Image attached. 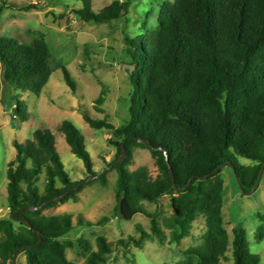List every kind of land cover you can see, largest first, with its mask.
<instances>
[{"label": "trees", "instance_id": "1", "mask_svg": "<svg viewBox=\"0 0 264 264\" xmlns=\"http://www.w3.org/2000/svg\"><path fill=\"white\" fill-rule=\"evenodd\" d=\"M80 1L82 8L74 13L84 22L108 24L128 12L120 1L98 12L93 10V0ZM157 22L153 29L145 23V34L126 39L133 69L130 120L116 127L83 113L91 128L111 132L109 142L118 149L109 165L118 175V210L124 199L151 220L150 233L138 227L139 239L130 237L119 244L140 246L145 239L164 243L167 235L157 215L142 203L158 204L168 196L174 214L165 219L164 227L171 230V244L188 237L199 217L206 221L203 243L185 252L188 259L184 264H221L230 244L233 264H261L241 225L233 228L230 240L223 217L225 183L222 170L215 171L232 163L247 192L255 187L264 165V0L166 1ZM49 56L43 34H35L25 43L0 36L2 102L22 123L31 117L28 103L13 99L11 91L40 96L54 74ZM63 74L66 84L75 90L67 68ZM102 102L103 96L97 100ZM58 130L73 154L83 160L87 178L94 179L81 186L70 179L56 148V136L46 127L36 129L25 143L15 140L16 155L7 169L8 207L11 215L19 211L16 217L26 218L33 228L15 222L11 215L0 218V264H13L16 252L25 254L27 264H75L67 256L74 243L66 239L74 229L73 216L45 215L44 211L77 201L78 194L95 182L106 186L108 173L94 169L85 139L71 121H63ZM123 147L126 158L121 162ZM135 148L150 151L159 171L156 179L147 168L130 170ZM240 158L256 165H244ZM42 176L44 192L38 186ZM259 217L264 221V216ZM256 238L264 240V225ZM79 243L86 251L90 248L88 241ZM97 245L87 264H106L111 246L104 237L98 238Z\"/></svg>", "mask_w": 264, "mask_h": 264}, {"label": "rangeland", "instance_id": "2", "mask_svg": "<svg viewBox=\"0 0 264 264\" xmlns=\"http://www.w3.org/2000/svg\"><path fill=\"white\" fill-rule=\"evenodd\" d=\"M114 1L127 5V14L108 24L81 21L74 11L82 8L80 0H0V36H7L25 43L35 34H43L50 48L49 64L54 74L40 96L30 92L11 91L13 99L27 101L31 117L21 122L13 115V109L2 102L4 87L1 81L0 64V218L11 215L8 207V164L16 155L13 142L25 143L32 133L41 127L50 129L56 136V148L65 170L73 182L87 180L83 160L75 156L58 130L60 124L71 121L82 133L85 148L91 155L94 169L107 172L108 183L102 186L95 182L86 186L77 201H69L44 211L45 215L70 214L74 229L66 238L74 243L67 251L68 259L75 264H87V258L98 250L97 240L104 237L112 252L106 256V264H184L186 251L200 246L207 231L204 217H199L192 226L191 234L179 244H171V230L164 227V221L174 214L171 198L165 196L158 204L147 201L143 207L158 217L167 239L143 240L140 246L130 243L128 247L119 244L130 237L139 239L141 230L151 232V220L141 211L126 220L118 210L116 194L118 175L111 163L118 149L109 142L112 138L107 129H93L83 118V113L96 120H106L116 127L130 120L129 105L133 92L132 68L127 54L126 39L146 33L144 24L153 29L158 24L161 5L173 0H93V10L98 12ZM30 10H23L24 7ZM67 68L75 83L72 90L64 80L63 69ZM103 96V102L97 103ZM247 166L256 162L240 158ZM131 171L147 168L151 177L159 175L155 159L148 149L135 148ZM225 183L223 192V217L225 227L233 238V228L241 225L246 233L252 252L259 255L264 264V240L256 238L257 230L264 221V173L260 184L253 191H242L234 170L222 169ZM44 179L38 182L44 192ZM18 223V222H17ZM19 226V224H17ZM88 241L86 251L79 241ZM16 264H27L24 253L17 256ZM221 264H233L230 244L226 258Z\"/></svg>", "mask_w": 264, "mask_h": 264}, {"label": "water", "instance_id": "3", "mask_svg": "<svg viewBox=\"0 0 264 264\" xmlns=\"http://www.w3.org/2000/svg\"><path fill=\"white\" fill-rule=\"evenodd\" d=\"M143 142H144L148 147L152 148L149 142H147V141H143ZM125 158H126V151H125V147H123V148H122V154H121V157H120L119 160L122 162V161H124ZM225 167H230V168H232V169L234 170V172H235V174H236V177H237V180H238V183H239V186H240L241 190L245 192L244 187L242 186V184H241V182H240L239 176H238L237 173H236V168H235V166H234L232 163H225V164H223L222 166H220V167L215 171V173L219 172L220 170H222V169L225 168ZM263 173H264V165H263V167H262V169H261V172H260V174H259V177H258L257 183H256L255 187L253 188V191H255V189H256V188L258 187V185L260 184V181H261V179H262ZM170 174H171V178H172V181H173V183H174V186L176 187V189H178V188H177V185H176V182H175V176H174L172 170H170ZM205 178H206V177H205ZM92 179H94V178H88L87 180L82 181L81 183H79L78 186H81L82 184H84V183H86V182H88L89 180H92ZM192 181H193V179H191L190 182L187 184V186L183 189L184 191L187 190V189L190 187ZM78 186L74 187L73 190H76V189L78 188ZM62 197H64V195H63V196H60V197H56V198H54L53 200H58V199H60V198H62ZM29 209H30V208H29ZM18 212H19V211L13 213V214L11 215V218H12L15 222L23 223V224L27 225L30 229H32V228H33L32 225L29 223V221H28L26 218H17V217H16V214H17ZM137 212H139V211L132 209V208L126 203V201H125L124 199H122V200L120 201V213H121V215L123 216L124 219H126V220L131 219L132 216H133V214H135V213H137ZM41 241H42V239H40V241H39L36 245H34V246L39 245V244L41 243ZM17 256H18V252H16L15 255H14L13 264H16Z\"/></svg>", "mask_w": 264, "mask_h": 264}]
</instances>
